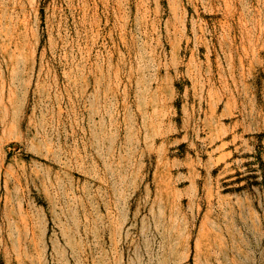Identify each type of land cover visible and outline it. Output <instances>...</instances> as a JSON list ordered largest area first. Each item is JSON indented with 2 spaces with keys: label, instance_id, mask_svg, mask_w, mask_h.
I'll return each instance as SVG.
<instances>
[{
  "label": "rangeland",
  "instance_id": "1",
  "mask_svg": "<svg viewBox=\"0 0 264 264\" xmlns=\"http://www.w3.org/2000/svg\"><path fill=\"white\" fill-rule=\"evenodd\" d=\"M0 264H264V0H0Z\"/></svg>",
  "mask_w": 264,
  "mask_h": 264
}]
</instances>
